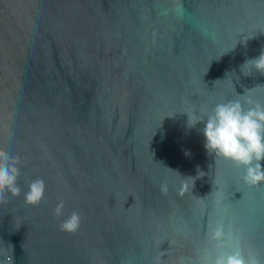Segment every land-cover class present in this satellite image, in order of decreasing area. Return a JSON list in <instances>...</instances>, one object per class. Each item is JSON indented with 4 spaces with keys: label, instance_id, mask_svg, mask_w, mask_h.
Returning <instances> with one entry per match:
<instances>
[{
    "label": "water",
    "instance_id": "95a60500",
    "mask_svg": "<svg viewBox=\"0 0 264 264\" xmlns=\"http://www.w3.org/2000/svg\"><path fill=\"white\" fill-rule=\"evenodd\" d=\"M262 51L264 0H0V149L21 161L0 259L202 264L223 221L226 252L264 261V184L209 154L187 115L264 103V74L242 68ZM35 179L44 198L26 204ZM73 211L79 230L61 231Z\"/></svg>",
    "mask_w": 264,
    "mask_h": 264
},
{
    "label": "clouds",
    "instance_id": "9594fccd",
    "mask_svg": "<svg viewBox=\"0 0 264 264\" xmlns=\"http://www.w3.org/2000/svg\"><path fill=\"white\" fill-rule=\"evenodd\" d=\"M251 67L264 74V51L259 56L247 60L243 65ZM247 73L245 75H250ZM251 91V89H249ZM242 97L245 96L241 95ZM245 104L248 105L245 108ZM188 123L194 127L204 123L202 129L205 136V148L209 154L215 153L244 168L243 181L249 186L259 187L264 184V103L247 96L244 100L235 99L217 103L211 109L201 110L198 114H188ZM187 154V153H186ZM19 157L11 156L0 149V203L7 202L8 194L19 196L21 188L18 179L21 175ZM46 185L43 179L30 182L28 191L24 193L25 203L39 204L45 195ZM187 191V185L182 187L180 194ZM161 192L167 194V184L161 185ZM65 204L60 201L55 208V215L60 218L64 215ZM81 225V216L73 211L60 223V230L75 233ZM233 239V234L225 230L223 221L210 229L209 240L214 243L215 252L206 255L202 264H264L254 255L245 256L243 251L226 252L228 241ZM0 264H13V258L5 255L0 259ZM180 264H183L181 261Z\"/></svg>",
    "mask_w": 264,
    "mask_h": 264
}]
</instances>
